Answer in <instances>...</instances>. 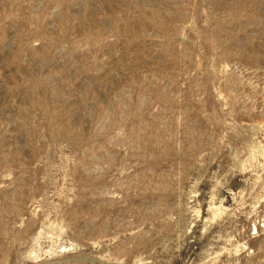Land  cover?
Instances as JSON below:
<instances>
[{
	"label": "rangeland",
	"instance_id": "obj_1",
	"mask_svg": "<svg viewBox=\"0 0 264 264\" xmlns=\"http://www.w3.org/2000/svg\"><path fill=\"white\" fill-rule=\"evenodd\" d=\"M0 264H264V0H0Z\"/></svg>",
	"mask_w": 264,
	"mask_h": 264
}]
</instances>
